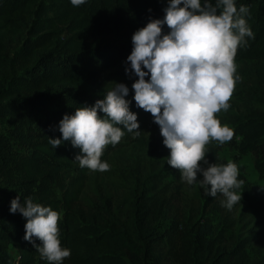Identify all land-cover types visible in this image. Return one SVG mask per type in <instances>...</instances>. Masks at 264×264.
I'll return each instance as SVG.
<instances>
[{"label": "trees", "instance_id": "1", "mask_svg": "<svg viewBox=\"0 0 264 264\" xmlns=\"http://www.w3.org/2000/svg\"><path fill=\"white\" fill-rule=\"evenodd\" d=\"M240 4L250 6L247 20L255 38L238 49L236 69L264 62V0H237ZM167 5L168 0H86L79 6L70 0H0V119L13 123V134L26 151L13 160L0 146V196L7 200L0 205V264H49L24 239L27 218L9 210L18 195L22 202L30 196L60 213L62 246L71 249L63 264H241L249 244L264 235V186L247 182L240 165L241 156L254 154L264 179V109L235 114L228 123L235 132L229 142L237 152L239 178L245 180L233 208L243 209L237 220L218 225L203 216V209L222 194H206L202 208L176 205L183 203L185 186L179 169L174 199L157 192L154 173L137 182L131 199L115 201L90 194L94 170L74 160L79 148L70 140L57 148L49 142V137L62 138L58 126L65 114L94 105L114 83L129 87L126 99L142 131L134 136L125 129L101 159L153 142L144 128L154 117L137 106L132 84L138 76L134 70L129 75L130 62H125L135 31L151 19H163ZM169 31L165 24L162 34ZM53 105L59 109L42 118L43 109ZM211 144L208 161L227 163ZM168 218L171 232L165 235L159 225ZM238 224L248 233L238 232Z\"/></svg>", "mask_w": 264, "mask_h": 264}, {"label": "clouds", "instance_id": "2", "mask_svg": "<svg viewBox=\"0 0 264 264\" xmlns=\"http://www.w3.org/2000/svg\"><path fill=\"white\" fill-rule=\"evenodd\" d=\"M70 2L79 6L86 0ZM164 12L163 19H151L132 36L133 48L125 63L130 62L129 75L134 70L138 76L132 84L134 100L160 126L163 144L170 149L167 164L179 169L188 185L200 184L211 197L222 194L221 203L231 210L241 200L243 193L237 190L245 180L239 178L235 161L210 163L206 150L212 140L224 144L235 135L217 113L231 107L239 79L238 49L247 44V38H255L247 20L250 6L238 7L237 0H168ZM165 24L170 31L162 34ZM114 84L94 105L63 116L58 126L62 138L49 137L54 148L69 140L79 148L74 160L81 167L108 170L110 164L101 159L106 146L118 144L125 129L134 136L141 134L138 114L130 110L131 100L126 99L129 87ZM9 210L27 218L24 239L42 259L63 264L70 257L71 249L62 246L60 239L57 210L30 196L22 202L19 195L11 200Z\"/></svg>", "mask_w": 264, "mask_h": 264}, {"label": "rangeland", "instance_id": "3", "mask_svg": "<svg viewBox=\"0 0 264 264\" xmlns=\"http://www.w3.org/2000/svg\"><path fill=\"white\" fill-rule=\"evenodd\" d=\"M239 79L236 82L232 97L230 98L231 107L227 110H221L217 113L222 124H228L230 118L235 114L247 113L255 108L264 109L262 98L264 97V62L257 65H247L236 69ZM59 108L56 105L47 107L41 112V117L50 116ZM13 123L8 118L0 119V146L7 152V156L16 160L20 155L26 153L24 148L19 144L18 139L13 134ZM147 137L152 139V143L145 146L143 149L136 151H128L124 154H112L107 162L110 168L105 171L96 170L91 176L92 187L91 193H100L112 197L116 200H128L132 198L139 180L146 179L147 176L157 173L155 187L157 192L168 199H174L177 189L176 168L167 164V157L170 154L168 149L163 144V136L160 131V126L154 122V119L146 124L144 128ZM211 145L218 150V158L221 161H234L237 152L230 142L219 144L212 140ZM208 160V159H207ZM210 162V161H209ZM204 167H207L204 162H201ZM256 156L254 154H246L241 156L240 165L243 168V175L246 181L258 186H264V179L260 177L256 166ZM202 179V175H198ZM155 179V178H154ZM56 188V187H55ZM58 196L59 190L55 189ZM206 193L200 184L185 186L182 190L183 203H176L181 209H190L201 207L204 204ZM224 199L221 196L216 202L203 209V216L210 219L214 225H218L225 220H237L242 212L243 207L238 205L229 210L221 201ZM7 200L0 196V205H3ZM172 221H163L159 225L162 234L171 232ZM237 230L240 233H248L244 231L242 225H237ZM256 230L255 232H258ZM264 231V229H263ZM254 232H252L253 234ZM167 250L165 251V253ZM164 253V254H165ZM13 254L17 256L16 252ZM170 256V255H169ZM241 264H264V235L250 243L245 254L242 256Z\"/></svg>", "mask_w": 264, "mask_h": 264}]
</instances>
